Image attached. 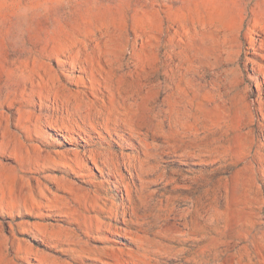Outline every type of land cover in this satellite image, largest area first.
Wrapping results in <instances>:
<instances>
[{
    "label": "rangeland",
    "instance_id": "374dc122",
    "mask_svg": "<svg viewBox=\"0 0 264 264\" xmlns=\"http://www.w3.org/2000/svg\"><path fill=\"white\" fill-rule=\"evenodd\" d=\"M0 264H264V0H0Z\"/></svg>",
    "mask_w": 264,
    "mask_h": 264
}]
</instances>
